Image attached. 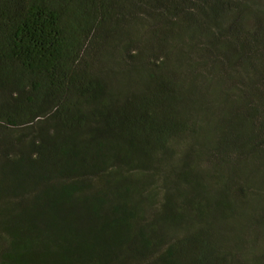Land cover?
Here are the masks:
<instances>
[{"label": "trees", "instance_id": "trees-1", "mask_svg": "<svg viewBox=\"0 0 264 264\" xmlns=\"http://www.w3.org/2000/svg\"><path fill=\"white\" fill-rule=\"evenodd\" d=\"M0 264H264V0H0Z\"/></svg>", "mask_w": 264, "mask_h": 264}, {"label": "rangeland", "instance_id": "rangeland-1", "mask_svg": "<svg viewBox=\"0 0 264 264\" xmlns=\"http://www.w3.org/2000/svg\"><path fill=\"white\" fill-rule=\"evenodd\" d=\"M213 124H214V123L211 124V127H212Z\"/></svg>", "mask_w": 264, "mask_h": 264}]
</instances>
